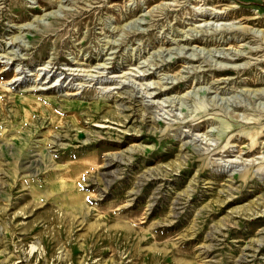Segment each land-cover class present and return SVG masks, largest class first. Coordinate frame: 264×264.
Returning <instances> with one entry per match:
<instances>
[{
	"label": "rangeland",
	"instance_id": "1",
	"mask_svg": "<svg viewBox=\"0 0 264 264\" xmlns=\"http://www.w3.org/2000/svg\"><path fill=\"white\" fill-rule=\"evenodd\" d=\"M263 94L264 0H0V264H264Z\"/></svg>",
	"mask_w": 264,
	"mask_h": 264
},
{
	"label": "bare ground",
	"instance_id": "2",
	"mask_svg": "<svg viewBox=\"0 0 264 264\" xmlns=\"http://www.w3.org/2000/svg\"><path fill=\"white\" fill-rule=\"evenodd\" d=\"M214 15V14H213ZM163 61V60H162ZM14 79V78H13ZM259 94V93H258ZM262 94V93H261ZM264 95V94H263ZM262 96V95H261ZM86 163H89V161H87Z\"/></svg>",
	"mask_w": 264,
	"mask_h": 264
}]
</instances>
